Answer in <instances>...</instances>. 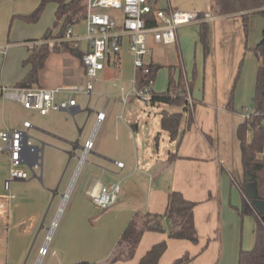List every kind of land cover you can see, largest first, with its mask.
<instances>
[{
	"label": "crops",
	"instance_id": "crops-1",
	"mask_svg": "<svg viewBox=\"0 0 264 264\" xmlns=\"http://www.w3.org/2000/svg\"><path fill=\"white\" fill-rule=\"evenodd\" d=\"M39 1L0 0V46L8 45L6 57L0 59V85L13 87L26 75L29 67H23L22 62L29 55L27 44L41 41L50 22L55 20L53 3L46 5L36 23L21 20L37 8ZM151 1L160 9L196 14L209 12L212 5L211 0ZM248 13L250 25L256 16ZM241 14L215 16L209 23L211 37L207 53L199 40V24L177 29L173 61L170 56L159 64L151 51L160 44L150 40L147 62L159 69L167 68L166 90L169 75L174 81L181 75L187 83V96L194 102L193 122L187 127L184 117L174 142L161 130V113H179L181 107L169 106L178 108L169 112L168 105L161 104L144 110L132 99L118 97L123 88L118 92L116 84L125 83L128 87V83L135 84L139 79L127 41L117 60L111 56L106 60L90 97L83 92L74 96L76 107L72 112L40 115L23 109L16 101L0 97V132L23 130V123L29 122L32 126L27 130L29 142L42 150L37 168L31 170L28 164L21 167L30 173L29 178L11 182L9 193L13 199L7 203L0 222V264H27L31 257L34 264L50 223L58 218L62 221L61 210L67 203L64 200L71 197L73 202L58 238L49 244L40 264L49 252L52 261L46 264L105 263L133 216L163 214L171 191L196 204L193 220L198 243L169 239L168 229L165 233H145L130 264H138L160 242H165L167 248L158 264H171L185 254L192 258L188 264H237L240 251L253 249L256 218L240 216L243 195L231 182L234 175L228 169L227 153L222 152V157L218 145L213 144L215 136L222 131L220 124L224 128L228 124L225 118L219 120L221 113L223 117L226 112L241 115L243 105L254 95L258 62L253 60L251 50L261 40L264 26L260 21L257 26L262 27V34L247 40ZM81 42L85 49L81 51L78 47V52L82 55L88 46L83 38ZM84 82L81 59L60 52L47 58L38 87H83ZM66 98V94L57 96L58 101ZM230 99L232 109L228 110ZM97 113L104 114L100 123L96 121ZM87 141L92 142V148L84 155ZM114 162L122 163L123 168L116 167ZM8 171V157L0 154V195ZM116 183L120 190L113 205L105 210L96 208L89 193ZM234 187L239 198L235 192L232 194ZM59 197L60 206L51 213ZM88 216L94 217L96 227L85 223Z\"/></svg>",
	"mask_w": 264,
	"mask_h": 264
},
{
	"label": "trees",
	"instance_id": "trees-1",
	"mask_svg": "<svg viewBox=\"0 0 264 264\" xmlns=\"http://www.w3.org/2000/svg\"><path fill=\"white\" fill-rule=\"evenodd\" d=\"M49 3L56 5L55 20L52 28L46 30L41 41L52 38L62 39L68 27L79 24L86 16L85 0H40L37 8L28 15L22 16L21 20L28 24L36 23ZM211 3L209 12L214 16L243 13L240 17L246 39L250 15L248 12L258 14L264 20V0H211ZM202 16L203 13L198 14V17ZM210 37L209 23H199V40L206 53L210 51ZM245 51H248L247 45H245ZM251 51L258 62L252 98V114L255 113L256 115H251L248 119L243 120V123L237 128L236 136L240 147L243 176L239 180L231 176V182L240 189L243 195L242 205L239 209L240 216H254L256 218V231L253 249L240 251L237 264H264V216L256 212L251 204L252 201L246 198L243 192L244 186L250 184L255 190L257 199L264 202V31L261 40ZM60 52H69L81 59V53L78 52V48H73L72 43L62 42L54 45L42 44L37 46L32 51L29 50L28 57L22 62V66L29 67V70L15 86H38L39 75L45 67L47 58L51 53ZM158 69V66L149 65V73L147 76L138 79L139 85H145L147 80L153 81ZM187 99V83L181 75L176 81L173 80L172 75H169L168 89L165 92H151V106L162 104L182 108V112L179 113H161V130L168 134L170 142L178 139L184 117L187 127L193 122L194 102L190 99V105ZM231 103L232 100L230 99L226 106L228 110L232 109ZM195 205L194 202L184 199L180 193L171 191L168 193L167 205L163 214H135L123 230L112 256L106 263L114 264L133 258L142 236L149 232L165 233L168 229L167 236L169 239L185 240L197 244L198 238L193 220ZM165 225L168 228H165ZM121 245H125L126 249L118 250ZM166 248L165 242L152 246L138 264H158ZM191 260L192 258L185 254L171 264H188ZM73 264L93 263L80 261Z\"/></svg>",
	"mask_w": 264,
	"mask_h": 264
},
{
	"label": "built area",
	"instance_id": "built-area-1",
	"mask_svg": "<svg viewBox=\"0 0 264 264\" xmlns=\"http://www.w3.org/2000/svg\"><path fill=\"white\" fill-rule=\"evenodd\" d=\"M86 16L84 24L86 33L83 39L88 49L81 55V63L84 68L85 82L83 87H68L45 89L38 86L32 87H6L0 85V97L5 100L16 101L25 110L36 111L40 115L49 112H72L76 107L74 96L83 92L90 97L93 90V81L98 73L104 69L105 62L109 56L116 58L125 41L129 44L133 56L134 69L145 77L149 73L147 63V36L150 35L155 44L169 46L176 43V31L179 27L201 22H213L215 16L210 12L203 13L202 17L193 12H183L169 9L154 8L151 0H85ZM62 42L72 43L73 48H78L79 40L72 36V27H68L62 39L52 38L47 41H35L27 44L30 51L42 44H60ZM8 45L0 46V59L5 58ZM1 66V65H0ZM153 83L147 80L143 86L139 85L138 79L134 84L133 91L136 97L144 105H150L152 90L149 89ZM66 94V100H57V96ZM191 105L190 98L187 99ZM252 114L245 108L241 112L243 120ZM104 119L103 113H97L96 121L100 123ZM29 122L23 123V130H4L0 132V154H6L9 162L8 177L3 180V194L0 195V222L6 211L7 203L13 199L10 185L13 181H25L30 173L21 167L28 164L32 168L39 166L35 156V149L30 144L27 130L31 128ZM92 148V142L87 141L83 146V154ZM83 159V158H82ZM118 168H123L120 162H114ZM119 183L110 186H101L89 193L92 204L105 210L113 205L116 195L119 193ZM57 225L54 220L47 232L42 247L38 250V257L34 264H40L42 258L48 252L50 234Z\"/></svg>",
	"mask_w": 264,
	"mask_h": 264
},
{
	"label": "rangeland",
	"instance_id": "rangeland-1",
	"mask_svg": "<svg viewBox=\"0 0 264 264\" xmlns=\"http://www.w3.org/2000/svg\"><path fill=\"white\" fill-rule=\"evenodd\" d=\"M152 2H153L154 8H157L155 6V4H154V1H152ZM48 5H51V4H48ZM255 16H256V18L253 19L252 21H250V25L248 27L247 40H249V41L251 40L250 38H253L254 35H260V34H262L261 33L262 32V27L259 28L257 26V24H259L260 21H261V23H263V26H264V20H263V18L260 15H258V14H255ZM51 17L52 16H50V19H51ZM45 19H47V17H45ZM53 22H50L51 24H50L49 28H52ZM85 33H86V29H85L84 21H81L79 24H77L75 26H72V36L75 39L77 38L79 40L78 47H79V49L81 51H83L85 49L84 43L81 42V40L84 37V34ZM55 34H56V31H55ZM150 40H151V36L148 35L147 36V49H148V55H147V57H149V55H150V53H149L150 50H149V47H148V45L150 44ZM174 50H175L174 44L173 45H169L168 47H163V45H158V46H156L151 51V56H153L158 61L159 64L160 63H163L164 60H167L168 61L170 59V56H171V60L170 61H173V59H174L173 58ZM250 54H252V53H250ZM167 56H169V57H167ZM253 60H255L254 57H253ZM146 61H147V59H146ZM141 76H142V73L140 71H138L137 77L140 78ZM175 76H177V74H175ZM96 80H97V77L93 81V85L95 84ZM167 81H168V70H167V68L166 69H159L156 72V75L154 77L153 83L150 85L149 89H151L155 93L165 91L166 90V87H167ZM124 84L125 83L116 84L117 85L118 92H119V90L121 88H123V90L120 91V93H117L118 94V97H121V95H123L122 96L123 97L122 100H124L125 97L126 98H130L133 101L137 102L139 105H141V107L144 110L146 108L148 110L152 109L151 105H149V104L148 105L142 104L141 101L136 97V94L133 91L134 84H132V82L128 83L129 84L128 87H125ZM245 107H247V109H249L250 112H251L253 110L252 100L248 101L247 104H244L243 105V108L245 109ZM166 109L169 112L178 111V108H175V107H169V106H167ZM221 114L222 115L219 116V120L221 121L222 118L223 119L225 118V119H227V123L228 124H227V126L225 128H224V125L223 124H220V128H222V131H220V135L218 137L215 136V138L213 140V144H214V146H215V144L218 145V149H219L220 154H221L222 157L224 156L222 154V152L224 154L227 153V155H228L227 161H228V165H229L228 166V169L233 172V175L236 178V180H239V179L242 178L243 172H242V166H241L240 147H239V142L237 140L236 131H237V128L239 127V125L241 123H243V119L241 118V115L240 114L238 115V114H235L234 113V114H229L228 115V113L226 112L225 113L226 114V117H223L224 116L223 115L224 113H221ZM230 127L232 128L231 132H230ZM234 192H235L236 198H239L238 191H237V189L235 187H234V189L232 191V194H234ZM59 202H61L60 201V197H59V200L58 199L55 200V202H54V204H53V206L51 208V213L56 208L58 209V207L60 206L59 205L60 204ZM65 202H67V203H66V205H64V208H62V210H61V213L64 212L62 214V216H63V218L61 219L62 221L59 222V218L56 219L57 225H56L55 230H53L52 233L50 234V240H51L50 241V244L54 243L55 240H57V238H58V235H59V233L61 231V224L64 221V219L66 218V216L68 215V212H69V210L71 208V204L73 202V197H71V199L68 200V201H66V198H65L64 203ZM93 218H94L93 216H88L86 218V222L85 223L88 224V225H90L91 227H93V226L96 227L97 225L95 224V221L92 220ZM58 222H59V225H58ZM50 225H51V223H50ZM165 228H168L167 225H165ZM46 235H47V232H46ZM117 243H118V241H117ZM124 246L125 245H121L118 248V250L126 249ZM35 253H36V251L33 252V254H35ZM24 256L22 257V259H21L20 262H22V260L24 259ZM134 258L135 257H133L131 259L124 260V261H118L116 263H119V264H130L131 261ZM50 260H51V253L49 252L48 255L44 258L43 264H46L47 262H50ZM31 262H32V257H31V260L29 261V263H27V264H31ZM216 263H218V262H216ZM101 264H103V263L101 262ZM104 264H107L106 261H105Z\"/></svg>",
	"mask_w": 264,
	"mask_h": 264
},
{
	"label": "water",
	"instance_id": "water-1",
	"mask_svg": "<svg viewBox=\"0 0 264 264\" xmlns=\"http://www.w3.org/2000/svg\"><path fill=\"white\" fill-rule=\"evenodd\" d=\"M34 149H35V156L37 160H39L40 159L39 154L42 153V150L38 147H34ZM33 177L36 178L37 180H40V177L36 176L35 174ZM246 180H247V177H246ZM243 192H244L245 197L252 201L251 204L256 210V212L259 215L264 216V202L259 201L257 199L254 188L250 184H246L243 188Z\"/></svg>",
	"mask_w": 264,
	"mask_h": 264
}]
</instances>
